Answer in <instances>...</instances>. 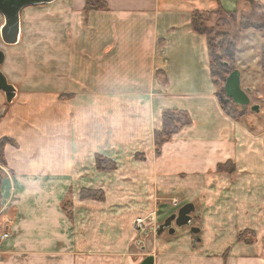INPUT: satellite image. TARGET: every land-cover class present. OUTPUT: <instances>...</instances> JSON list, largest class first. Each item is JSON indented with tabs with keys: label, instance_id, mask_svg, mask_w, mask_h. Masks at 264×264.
I'll return each mask as SVG.
<instances>
[{
	"label": "crops",
	"instance_id": "crops-1",
	"mask_svg": "<svg viewBox=\"0 0 264 264\" xmlns=\"http://www.w3.org/2000/svg\"><path fill=\"white\" fill-rule=\"evenodd\" d=\"M102 1L27 6L6 45L16 94L0 92V264H264V132L221 108L191 24L237 0ZM188 202L199 240L133 226Z\"/></svg>",
	"mask_w": 264,
	"mask_h": 264
},
{
	"label": "rangeland",
	"instance_id": "rangeland-1",
	"mask_svg": "<svg viewBox=\"0 0 264 264\" xmlns=\"http://www.w3.org/2000/svg\"><path fill=\"white\" fill-rule=\"evenodd\" d=\"M256 2V0H253L252 2L248 0H237L238 6L236 10H240L244 13L245 22L251 24L249 26L260 27L264 26V3H261L262 5L259 4L260 6H258ZM240 14L241 13L238 15ZM205 18L206 31H211V39H213L212 41L214 43H218L220 45L221 38L219 37L217 42H215V38L218 37L220 33H224L225 31L231 36L236 37L235 56L234 59H232V65L241 71V87L249 89L247 93L250 97L251 104H259L260 106V111L257 113L251 111L249 107L244 110L245 113L243 120L246 124L255 128V130L262 129L264 132V73L261 69V57L264 50V30H256L255 28H249L247 31L236 30V25L230 22L229 19H226L224 16H216L214 13L206 15ZM223 22L226 23L225 26L222 25ZM212 41L211 45L213 46ZM0 49L3 50L4 53L9 49L1 39ZM212 50L214 52V49ZM17 55L18 53H16L12 59H16ZM12 65L9 66L8 73H10V71H14L11 69ZM218 84L220 85L221 82L217 81V85ZM0 166H2L1 163ZM153 212L154 213H148L146 217H141L139 219L135 218L133 225L134 228H144L145 225H152L155 227L158 223L157 219H150H154V216L157 215V211ZM137 220H139V222L142 221V224H138ZM194 225L196 224L194 223ZM184 228L188 227L178 229ZM192 240L194 242V238H192Z\"/></svg>",
	"mask_w": 264,
	"mask_h": 264
},
{
	"label": "trees",
	"instance_id": "trees-1",
	"mask_svg": "<svg viewBox=\"0 0 264 264\" xmlns=\"http://www.w3.org/2000/svg\"><path fill=\"white\" fill-rule=\"evenodd\" d=\"M258 6L262 5L261 3L256 2ZM260 4V5H259ZM107 6L102 0H86L85 3V8L84 11L87 13L92 9H106ZM214 13L216 16H224L226 19H229L230 22L234 23L235 29L239 31H244L249 28H255L256 30H264V26H249L251 24L245 22V15L242 13L240 10H236L234 12H225L222 9H218L217 11L214 12H207V11H194L192 13V18H191V24L192 28L194 31L203 34L207 37L208 40V47H209V55H210V71H211V77L214 81V83L217 85V81L221 82V84L217 85L218 87V99L221 105V108L224 110L226 114L231 116L234 119H240L244 116V109L241 107L237 106L234 104V102L227 98L224 92V82L227 77V75L235 69V66L232 65V59H234L235 56V45H236V40L234 36H231L228 32L220 33L218 37L215 38V42H217L218 38H221V43L220 45L218 43H214L211 39V31L207 32L205 28V23H206V15H210ZM241 13L240 15H238ZM239 17V18H238ZM225 22H223L222 25L225 26ZM211 41L213 42V46L211 45ZM214 49V52L213 50ZM226 59V60H225ZM261 69L264 73V50L262 52V57H261ZM166 132V130H165ZM155 139L156 147L157 149L160 147L161 143L164 141L166 138V135L164 133H159L157 134ZM7 141V139H1L0 140V163L5 164V161L3 159V153H2V145ZM96 164L97 167L100 169H113L115 168V164L108 160V159H103L100 156L96 157ZM228 164L226 165H220L218 167L219 171H222L223 169H226ZM3 179V174L0 170V187H1V182ZM81 198H97V199H102L103 198V193L102 192H94L92 190H83L80 193ZM0 203H1V194H0ZM66 205L67 203L63 204V209L66 210ZM70 215V213L68 212ZM238 238L240 240L243 239V234L239 233Z\"/></svg>",
	"mask_w": 264,
	"mask_h": 264
},
{
	"label": "water",
	"instance_id": "water-1",
	"mask_svg": "<svg viewBox=\"0 0 264 264\" xmlns=\"http://www.w3.org/2000/svg\"><path fill=\"white\" fill-rule=\"evenodd\" d=\"M55 0H0V15L3 17V24L0 27V39L5 45H14L18 43L20 37V13L21 10L30 5L49 4ZM253 1V0H248ZM5 54L0 49V92L4 93L6 100L11 102L15 97L16 89L8 82L6 76L1 71ZM224 92L227 98L234 104L246 110L248 107L253 112H259V104H251L248 95L249 89L241 87V71L238 68L233 69L226 77L224 82ZM195 211V205L192 202L185 203L176 212L167 216L161 223L154 227L155 234L159 235L164 230L168 234H174L177 228L188 227L190 233L199 240V227L194 225L192 214ZM154 256L146 255L139 264H153Z\"/></svg>",
	"mask_w": 264,
	"mask_h": 264
},
{
	"label": "built area",
	"instance_id": "built-area-1",
	"mask_svg": "<svg viewBox=\"0 0 264 264\" xmlns=\"http://www.w3.org/2000/svg\"><path fill=\"white\" fill-rule=\"evenodd\" d=\"M176 203H177V201L174 199V200H173V204H176ZM141 222H142V221H141ZM141 222H139V220H137V223H138V224H142ZM5 237H7V235H6V234H3V235H1L0 239L3 240Z\"/></svg>",
	"mask_w": 264,
	"mask_h": 264
},
{
	"label": "flooded vegetation",
	"instance_id": "flooded-vegetation-1",
	"mask_svg": "<svg viewBox=\"0 0 264 264\" xmlns=\"http://www.w3.org/2000/svg\"><path fill=\"white\" fill-rule=\"evenodd\" d=\"M165 231V230H164Z\"/></svg>",
	"mask_w": 264,
	"mask_h": 264
}]
</instances>
